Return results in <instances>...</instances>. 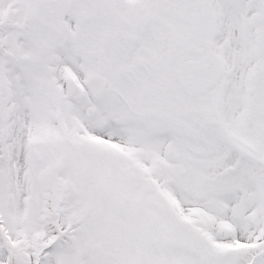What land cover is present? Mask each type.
<instances>
[{
    "label": "snow or ice",
    "instance_id": "obj_1",
    "mask_svg": "<svg viewBox=\"0 0 264 264\" xmlns=\"http://www.w3.org/2000/svg\"><path fill=\"white\" fill-rule=\"evenodd\" d=\"M0 264H264V0H0Z\"/></svg>",
    "mask_w": 264,
    "mask_h": 264
}]
</instances>
